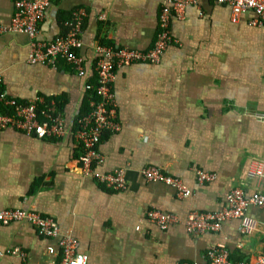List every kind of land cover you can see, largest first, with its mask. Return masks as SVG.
Segmentation results:
<instances>
[{"label":"crops","instance_id":"0c3cea01","mask_svg":"<svg viewBox=\"0 0 264 264\" xmlns=\"http://www.w3.org/2000/svg\"><path fill=\"white\" fill-rule=\"evenodd\" d=\"M15 0H0V22L13 17ZM84 7L80 53L93 68L96 46L147 50L156 39L162 0H56L40 23V37L52 40L64 20ZM253 10L232 20L226 3L196 0L184 17H174L178 40L160 61L137 62L116 71L114 92L121 128L104 135L99 171L124 168L127 186L108 189L86 176L80 147L71 136L39 138L0 128V211L34 209L51 215L61 233L79 241L86 264H182L201 261L225 244L248 264L264 254V206L246 212L259 230L243 235L239 219L217 231L191 234L184 219L191 211H215L233 187L246 195L264 189V25ZM24 32L0 34V74L10 97L54 99L68 124L79 116L87 77L63 60L55 65L28 60ZM95 77V75H93ZM157 166L191 188L180 196L164 182L147 180ZM97 167V168H98ZM212 173L200 182L198 171ZM156 208L180 221L161 229L147 217ZM59 236H43L29 222L0 225V264H57ZM242 263V262H239Z\"/></svg>","mask_w":264,"mask_h":264},{"label":"built area","instance_id":"2783aa9c","mask_svg":"<svg viewBox=\"0 0 264 264\" xmlns=\"http://www.w3.org/2000/svg\"><path fill=\"white\" fill-rule=\"evenodd\" d=\"M54 1L56 0H15L13 17L8 24L0 22V34L7 31L24 32L30 38L29 62L55 65L63 60L70 64L79 76L87 77L85 89L90 94V110L78 116L72 124H68L54 99H47L43 95H36L25 101L10 97L3 87L0 74V128L11 127L39 138L73 137L80 147L79 161L82 172L98 184L113 190H123L127 186L124 168L109 172H101L97 168L103 161L99 144L104 135L117 132L121 128L114 92L116 71L122 66L137 62L160 61L167 46L178 41L171 31L172 19L183 18L187 7L196 0H162L158 31L151 48L138 50L98 44L95 48V64L91 69L80 53L86 16L84 7H77L70 12L63 22L65 30L54 39L44 40L40 37V23ZM213 1L228 4L232 9L233 21H237L243 12L253 10L257 15L253 23L264 25V0ZM256 173L264 176L262 168ZM142 174L147 180L161 181L173 186L182 197L192 194L191 188L182 179L160 167L146 166L142 169ZM214 177L212 173L198 171L200 182L212 180ZM249 205L264 206V189L246 195L243 188L233 187L226 196L223 208L215 211H191L184 219V224L191 234H201L219 230L224 221L239 219L241 233L249 235L260 228L259 221L246 212ZM147 217L161 229L180 221L178 215L156 208L148 209ZM18 222L33 224L43 236H59L62 256L57 264L87 263L86 255L76 251L78 239L69 232L61 233L53 216L34 209L8 208L0 211V225ZM230 254L225 244L218 243L209 249L204 260L182 264H230ZM256 264H264V254L257 257Z\"/></svg>","mask_w":264,"mask_h":264},{"label":"trees","instance_id":"16d2710c","mask_svg":"<svg viewBox=\"0 0 264 264\" xmlns=\"http://www.w3.org/2000/svg\"><path fill=\"white\" fill-rule=\"evenodd\" d=\"M101 44H105V43H101ZM107 45H109V44H107ZM58 108L62 111V108L60 107L59 104H58ZM89 110H90V94L87 93L84 96L83 105H82L79 116L84 115ZM230 261H231L230 264H238L239 262H242L244 264H248V263L244 262L243 260H240V258H236L235 254L233 255V253L230 254Z\"/></svg>","mask_w":264,"mask_h":264},{"label":"bare ground","instance_id":"6f19581e","mask_svg":"<svg viewBox=\"0 0 264 264\" xmlns=\"http://www.w3.org/2000/svg\"><path fill=\"white\" fill-rule=\"evenodd\" d=\"M98 169H99V167H98ZM109 189V188H108ZM114 191V190H113Z\"/></svg>","mask_w":264,"mask_h":264}]
</instances>
